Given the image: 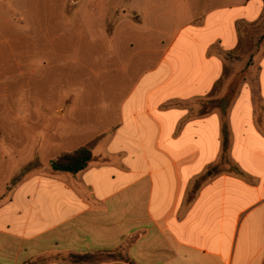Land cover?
I'll use <instances>...</instances> for the list:
<instances>
[{"label":"crops","instance_id":"0c3cea01","mask_svg":"<svg viewBox=\"0 0 264 264\" xmlns=\"http://www.w3.org/2000/svg\"><path fill=\"white\" fill-rule=\"evenodd\" d=\"M122 1H71L100 27L113 19L107 39L138 35L131 68L144 72L115 83L129 92L100 153L111 160L95 164L86 141L62 152L87 147L85 170L17 186L0 205V264H264V34L253 46L243 32L264 0H124L132 15L107 13ZM222 153L232 172L189 194Z\"/></svg>","mask_w":264,"mask_h":264},{"label":"rangeland","instance_id":"374dc122","mask_svg":"<svg viewBox=\"0 0 264 264\" xmlns=\"http://www.w3.org/2000/svg\"><path fill=\"white\" fill-rule=\"evenodd\" d=\"M59 1L0 4V205L32 176H51L49 161L62 152L91 141L88 148L102 153L119 123V102L129 92L128 86L115 88L116 81L127 85L144 72L131 68L142 56L141 49L137 58L128 49L131 36H138L135 29L122 26L117 38L109 40L111 17L106 14L100 27L97 16L87 19L84 12L77 13L81 5L74 9L67 0L60 7ZM113 3L107 13L120 3L119 15L136 11L124 0ZM140 26L138 34L147 31V25ZM243 32L254 46L264 34V20ZM98 157L95 164L107 160ZM232 167L222 153L214 167L191 184L189 194L196 185L232 172Z\"/></svg>","mask_w":264,"mask_h":264},{"label":"trees","instance_id":"16d2710c","mask_svg":"<svg viewBox=\"0 0 264 264\" xmlns=\"http://www.w3.org/2000/svg\"><path fill=\"white\" fill-rule=\"evenodd\" d=\"M94 160L87 147H81L72 153H64L49 162V168L53 172L77 174L85 170ZM197 190V187L195 188ZM80 262H89L92 257H80ZM36 264V263H34Z\"/></svg>","mask_w":264,"mask_h":264}]
</instances>
